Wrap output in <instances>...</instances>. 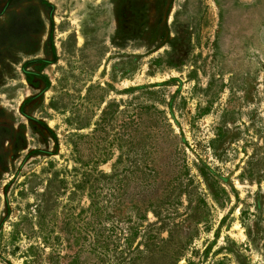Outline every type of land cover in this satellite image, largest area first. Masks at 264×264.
I'll return each instance as SVG.
<instances>
[{
	"label": "rangeland",
	"instance_id": "374dc122",
	"mask_svg": "<svg viewBox=\"0 0 264 264\" xmlns=\"http://www.w3.org/2000/svg\"><path fill=\"white\" fill-rule=\"evenodd\" d=\"M0 264H264V0H0Z\"/></svg>",
	"mask_w": 264,
	"mask_h": 264
}]
</instances>
